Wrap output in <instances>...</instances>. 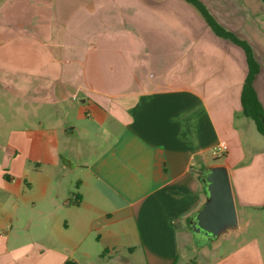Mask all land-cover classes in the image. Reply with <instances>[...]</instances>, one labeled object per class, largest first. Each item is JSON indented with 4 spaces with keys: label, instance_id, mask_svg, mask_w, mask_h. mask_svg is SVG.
Here are the masks:
<instances>
[{
    "label": "crops",
    "instance_id": "0c3cea01",
    "mask_svg": "<svg viewBox=\"0 0 264 264\" xmlns=\"http://www.w3.org/2000/svg\"><path fill=\"white\" fill-rule=\"evenodd\" d=\"M202 1L253 46L264 107V0ZM213 4L233 5L248 33ZM247 73L242 49L186 0H0V84L41 128L0 138V264H83L96 248L176 264L211 164L228 167L239 217L223 237L235 249L211 264H264V134L243 108ZM39 146L47 234L35 238L37 201L21 214L20 186Z\"/></svg>",
    "mask_w": 264,
    "mask_h": 264
},
{
    "label": "rangeland",
    "instance_id": "374dc122",
    "mask_svg": "<svg viewBox=\"0 0 264 264\" xmlns=\"http://www.w3.org/2000/svg\"><path fill=\"white\" fill-rule=\"evenodd\" d=\"M213 6L220 11L228 18L225 22L232 26L237 32L242 34H247L249 28L248 19L244 18L243 15L236 14L233 15V12L229 10L230 6L226 4H213ZM244 8H248L249 10L253 5L242 4L239 5ZM15 96L12 92L8 91L7 88L3 87L0 84V138L3 137L5 139L9 134L11 129H25L28 130L29 133V124L32 121L33 126L37 129L38 132L41 131L39 127L38 121L29 120V104L21 103L18 100H15ZM11 100H9V99ZM14 98V99H13ZM33 111H40L35 106ZM41 144L42 137L36 138ZM41 148L40 146L36 148L35 156L39 159L32 158L31 161L27 162L26 166V182H21V190L24 191L25 195L28 196V200L24 201L23 197H21V214H26L28 208L24 206V202L29 205V208L32 207L31 199H36V209H35V220L32 231L35 234V238H40L44 234H47L44 225L42 224V213L40 211V190L41 183L43 179L42 167L41 164L38 165L37 162L41 163ZM31 171L30 175L29 172ZM74 188V187H73ZM39 208V209H38ZM31 214L29 210V215ZM257 231V229H255ZM230 235V234H229ZM226 237V236H225ZM235 236H230L229 238H223V240H219L214 242L213 244H205V241H199V243L191 244L190 249L185 247L183 249L184 258H180L176 264H211L214 262H218L222 258H225L232 250L235 248L231 244L230 240L234 239ZM94 242V241H93ZM86 245V243H85ZM84 245L81 246L83 249ZM99 250V249H98ZM93 253L95 254L91 260L83 261V264H143L144 258L142 254L136 253L135 255H131L129 251H124L123 254H119L116 250H103L101 255L96 256L97 248L93 249ZM80 254V252H79Z\"/></svg>",
    "mask_w": 264,
    "mask_h": 264
},
{
    "label": "water",
    "instance_id": "95a60500",
    "mask_svg": "<svg viewBox=\"0 0 264 264\" xmlns=\"http://www.w3.org/2000/svg\"><path fill=\"white\" fill-rule=\"evenodd\" d=\"M200 173L207 196L190 217L189 227L196 243L213 244L239 229L238 211L228 167L211 164Z\"/></svg>",
    "mask_w": 264,
    "mask_h": 264
},
{
    "label": "trees",
    "instance_id": "16d2710c",
    "mask_svg": "<svg viewBox=\"0 0 264 264\" xmlns=\"http://www.w3.org/2000/svg\"><path fill=\"white\" fill-rule=\"evenodd\" d=\"M194 5L210 29L219 37L229 40L233 44L240 47L244 53L245 60L248 66V73L244 81L242 90V103L245 113L250 116L256 123L258 130L264 134V107L258 98L254 80L261 69L255 51L251 43L238 35L233 30L226 27L212 12L209 6L202 0H186ZM81 200L80 195L77 197V203ZM64 264H79L73 259H67Z\"/></svg>",
    "mask_w": 264,
    "mask_h": 264
},
{
    "label": "built area",
    "instance_id": "2783aa9c",
    "mask_svg": "<svg viewBox=\"0 0 264 264\" xmlns=\"http://www.w3.org/2000/svg\"><path fill=\"white\" fill-rule=\"evenodd\" d=\"M227 150V144L225 142H221L217 149H216V154L217 155H223L225 153V151Z\"/></svg>",
    "mask_w": 264,
    "mask_h": 264
}]
</instances>
